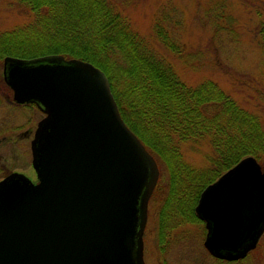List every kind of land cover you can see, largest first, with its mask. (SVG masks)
<instances>
[{
  "label": "water",
  "instance_id": "95a60500",
  "mask_svg": "<svg viewBox=\"0 0 264 264\" xmlns=\"http://www.w3.org/2000/svg\"><path fill=\"white\" fill-rule=\"evenodd\" d=\"M18 103L45 116L32 140L38 182L0 181V264H147L144 234L160 177L155 157L123 119L106 73L53 54L7 57ZM206 249L236 260L264 234V169L249 155L202 191Z\"/></svg>",
  "mask_w": 264,
  "mask_h": 264
},
{
  "label": "trees",
  "instance_id": "16d2710c",
  "mask_svg": "<svg viewBox=\"0 0 264 264\" xmlns=\"http://www.w3.org/2000/svg\"><path fill=\"white\" fill-rule=\"evenodd\" d=\"M31 21L0 34V61L62 54L89 61L108 76L122 117L158 162L160 239L179 237L200 221L195 207L204 188L242 158L264 157V124L214 81L189 85L148 46L112 0H17ZM264 33V30L262 29ZM156 33L171 51L180 47ZM207 142L212 153L197 167L184 146ZM260 246V245H259ZM258 246V247H259Z\"/></svg>",
  "mask_w": 264,
  "mask_h": 264
},
{
  "label": "rangeland",
  "instance_id": "374dc122",
  "mask_svg": "<svg viewBox=\"0 0 264 264\" xmlns=\"http://www.w3.org/2000/svg\"><path fill=\"white\" fill-rule=\"evenodd\" d=\"M126 15L134 30L147 44L174 66L181 80L198 85L214 81L239 105L257 114L264 124V0H112ZM32 16L17 0H0V34L23 26ZM160 26L180 47L169 50L159 39ZM4 80L0 61V157L3 169L21 166L11 155L14 139L26 128H36L44 114L33 104H17ZM30 136L27 144L31 161ZM22 141V140H21ZM187 160L194 166H206L212 148L207 142L184 146ZM254 156V155H253ZM264 163V157L261 159ZM24 163H26L24 161ZM263 169L264 165L261 163ZM29 170V168H25ZM35 176V172L29 171ZM164 179V178H163ZM161 177L156 188L161 189ZM162 182V183H161ZM158 196L149 202L145 229L147 264H221L204 246L207 228L204 221L181 226L179 237L160 239ZM239 264H264V236L259 248Z\"/></svg>",
  "mask_w": 264,
  "mask_h": 264
},
{
  "label": "flooded vegetation",
  "instance_id": "af4514ba",
  "mask_svg": "<svg viewBox=\"0 0 264 264\" xmlns=\"http://www.w3.org/2000/svg\"><path fill=\"white\" fill-rule=\"evenodd\" d=\"M3 72H4V67H3ZM3 76H4V73H3ZM5 80V79H4ZM8 85V84H7ZM9 86V85H8ZM10 87V86H9ZM11 91H12V94H13V102L11 101L10 104H13V103H17V104H22V105H28V104H33L35 106H37L39 108V110L44 114L45 116V113L43 112V110L36 104V103H18L15 99H14V91L12 90V88L10 87ZM14 105V104H13ZM43 116V117H44ZM42 119V118H41ZM40 119V120H41ZM39 120V121H40ZM38 121V122H39ZM37 122V124H38ZM35 130L36 128H33V127H28L24 130H22L20 132V135L24 136V138L20 137L19 136V139L13 141V144L11 146V149L10 151L12 150H18L17 153L11 155L12 159L14 161H22V163L20 164L21 166H13V167H6V169H3L2 168V165H1V157H0V181L4 178H6L8 175L12 174V173H22V174H25L27 177H29L33 182H38V179H37V174L35 172V169H34V165H33V154H32V148H31V144H32V140L35 136ZM30 136H33L32 139H30V148H31V161H30V157H29V153H28V149L24 146V149L23 150H20L18 147H17V144L19 145H24L27 144ZM22 140V141H21ZM24 161L26 163H24ZM25 168H29V170H26ZM29 171H33V174L35 172V176H33L32 174H29ZM207 234V233H206ZM264 235V234H263ZM206 237V235H205ZM170 240V239H168ZM208 251V250H207ZM208 253L213 256L217 261H219L221 264H239V263H243L245 261H247V257L245 258H239V259H236V260H228V259H223V258H218L214 255H212L209 251ZM250 253V252H249Z\"/></svg>",
  "mask_w": 264,
  "mask_h": 264
},
{
  "label": "bare ground",
  "instance_id": "6f19581e",
  "mask_svg": "<svg viewBox=\"0 0 264 264\" xmlns=\"http://www.w3.org/2000/svg\"><path fill=\"white\" fill-rule=\"evenodd\" d=\"M58 55H62V54H58ZM64 56V55H63ZM41 57H43V56H41ZM7 58V57H6ZM5 58V59H6ZM11 58H14V57H11ZM37 58H39V57H37ZM67 58V57H66ZM73 58H75V57H73ZM5 59H4V61H5ZM19 59V58H18ZM33 59H36V58H33ZM68 59H70V58H68ZM22 60H32V59H22ZM83 60V59H82ZM86 61V60H85ZM108 77V76H107ZM109 79V78H108ZM109 82H110V80H109ZM110 85H111V83H110ZM111 90H112V87H111ZM112 93H113V90H112ZM114 94V93H113ZM115 97V96H114ZM116 99V98H115ZM118 104V103H117ZM119 107V106H118ZM120 110V109H119ZM44 112V111H43ZM45 113V112H44ZM121 113V112H120ZM122 115V114H121ZM124 119V118H123ZM126 122V121H125ZM39 123V122H38ZM127 124V123H126ZM128 125V124H127ZM37 127H38V124H37V126H36V129H37ZM36 131V130H35ZM133 131V130H132ZM134 132V131H133ZM135 133V132H134ZM136 134V133H135ZM137 135V134H136ZM138 136V135H137ZM141 140V139H140ZM144 144V143H143ZM147 148V147H146ZM149 151V150H148ZM150 152V151H149ZM152 154V153H151ZM249 156V155H248ZM246 157V156H245ZM243 159V158H242ZM237 164V163H236ZM235 164V165H236ZM261 164V163H260ZM234 165V166H235ZM160 168V167H159ZM232 168V167H231ZM225 173V172H224ZM22 174V173H21ZM160 177H161V170H160ZM160 177H159V179H160ZM216 181V180H215ZM214 181V182H215ZM158 182H159V180H158ZM213 183V182H212ZM158 184V183H157ZM211 184V183H210ZM209 185V184H208ZM157 187V186H156ZM156 189V188H155ZM205 189V188H204ZM155 191V190H154ZM154 193V192H153ZM153 195V194H152ZM152 197V196H151ZM196 208V207H195ZM195 212H196V210H195ZM196 215H197V218L201 221L202 219L198 216V214L196 213ZM203 221V220H202ZM205 222V221H204ZM207 235V234H206ZM263 236L264 235H262L261 237H260V239H259V242H258V244H257V247L255 248V249H252V250H250L249 252H248V254L245 256V257H249L253 252H255L259 247V245L261 244V240H262V238H263ZM206 238V237H205ZM204 241H205V239H204ZM245 257H243V258H245Z\"/></svg>",
  "mask_w": 264,
  "mask_h": 264
}]
</instances>
